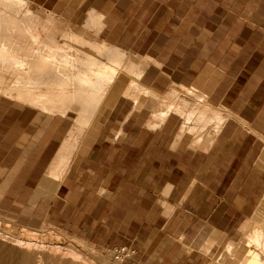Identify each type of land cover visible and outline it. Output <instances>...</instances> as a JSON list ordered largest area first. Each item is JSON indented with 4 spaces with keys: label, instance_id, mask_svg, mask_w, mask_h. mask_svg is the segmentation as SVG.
Instances as JSON below:
<instances>
[{
    "label": "crops",
    "instance_id": "obj_1",
    "mask_svg": "<svg viewBox=\"0 0 264 264\" xmlns=\"http://www.w3.org/2000/svg\"><path fill=\"white\" fill-rule=\"evenodd\" d=\"M126 1L90 5L89 11L103 14L100 39L149 55L154 64L144 73L147 86L159 92L163 106L176 101L182 108L151 128L153 109H133L124 100L100 123L76 170L84 162V172L98 181L92 194L114 208L113 217L109 210L92 219L119 222L102 242L135 248L138 264H207L212 254L243 238L264 195V0ZM160 11L166 14L162 20ZM179 85L196 88L206 101L186 95ZM155 101L154 108L160 107ZM8 105L0 103L1 120L10 118ZM193 108L204 110V120L194 115L192 123H184ZM218 115L223 125L216 123ZM5 125L0 131L10 135ZM184 125L190 128L181 131ZM25 130L6 141L18 152L0 165L33 174L35 190L42 166L37 148L47 146L46 133L40 147L37 129ZM139 175H144L140 187ZM138 190L156 211L142 213L146 205L138 202Z\"/></svg>",
    "mask_w": 264,
    "mask_h": 264
},
{
    "label": "bare ground",
    "instance_id": "obj_2",
    "mask_svg": "<svg viewBox=\"0 0 264 264\" xmlns=\"http://www.w3.org/2000/svg\"><path fill=\"white\" fill-rule=\"evenodd\" d=\"M58 14L42 12L41 17L32 8L30 0H0V103L9 104L16 110L32 109L36 112L34 119L71 120L68 132L38 186L39 194L50 196L58 193L66 174L75 165L73 162L87 153L101 127V117L104 111L107 112L105 107L112 106L122 97L131 100L130 104L134 103L133 109L147 105L153 109L149 121L151 128L161 124L169 112H178L182 108L176 101L163 106L158 101L159 92L156 94V90L147 86L144 73L153 62L149 55H132L133 58L130 51L100 39L102 13L89 11L85 24L79 26L67 20L68 16L65 20ZM179 87L186 95H196L198 102L205 100V94L195 93L196 88ZM154 95L159 98L156 101L160 107L154 108L155 100L151 98L155 99ZM187 113L184 123L190 124L195 120L194 115L199 121L205 112L193 108ZM224 120L218 115L216 123L220 125ZM184 127L181 131L190 128ZM259 214L254 213L253 220L250 219L243 238L226 247L228 254L231 251L235 256L237 250L246 252L241 258L242 264H264V216ZM46 226L43 224L39 233L26 225L15 226L13 221L0 216V264H116L103 254L96 253L98 260H92L88 254L93 252V246L87 240L78 236L65 237L62 229L47 231Z\"/></svg>",
    "mask_w": 264,
    "mask_h": 264
},
{
    "label": "rangeland",
    "instance_id": "obj_3",
    "mask_svg": "<svg viewBox=\"0 0 264 264\" xmlns=\"http://www.w3.org/2000/svg\"><path fill=\"white\" fill-rule=\"evenodd\" d=\"M108 1L109 0H106V3ZM30 2L32 4V8L37 10V13H40L41 17L42 12L44 14H58L59 12L58 15L61 16L62 19H65L68 16L67 20H71V23L76 26H79L80 23L83 25L85 24L84 21H86L88 15L86 13H88V9L90 8L91 4L96 6L104 4V0H30ZM122 2L125 5H128V1L122 0ZM79 3L83 4L80 5ZM62 15L65 17L63 18ZM165 15L166 14L164 11H160V20H162ZM130 54L131 56L134 55V57L139 55H135V53ZM154 70L156 69H153V71ZM156 76L157 73L155 71L154 77ZM159 80L161 79L159 78ZM135 91H137V89ZM117 101V103H114L115 105L113 104L112 106H109L110 108L105 107L107 112L104 111L102 117L106 118L108 115H111L114 111V108L118 106L120 102L124 103V98H119ZM9 113V119H0V124L4 123L6 124L5 126L11 127L10 135L0 131V143L2 144V148H0V164L2 162L8 163V154L11 157H16L18 151L16 149L10 151L9 145H7L6 141H11L12 137L17 138L22 130L26 129L25 131L32 133L34 128H36L37 143L40 144L41 147V142L39 143V141L44 140L46 137V140L44 141H47V144L45 145H47L48 148L46 150L44 149L47 146L43 149L42 147L40 149L37 148V160L42 161V166L39 169L37 168V189L35 190L31 187V179L34 177L33 174L29 172L18 173L17 168L12 169L13 172H7V170L9 171L8 167H2L0 165V216L13 221L15 226L26 225L27 227L37 229L39 233L42 231L43 224L47 225L44 229L50 232L62 229L65 233V237L78 236L87 240L89 244L93 246V252L88 254L92 260H98V256H96L97 253L106 255L109 261L113 262L112 253L114 247L113 244H110L112 239L108 240L107 243H104L101 240L105 239L104 237L110 235V233H112L113 230L119 226V222L109 221L105 223L104 221L98 222L92 220L101 217L105 213H108L109 210L111 211V217H113L114 208L103 204L100 199L92 194V184L94 183V185H97L98 181L95 178L90 177L88 173L84 172V168L86 166L84 162H82V166L76 170L78 167L77 165L84 154L73 162L75 165L71 166L69 170L70 172L68 171L65 176V178L68 176V179L65 180L64 178L62 186H60L58 193H56L55 196L53 195V198L52 196L48 195V193H38L39 182L46 173L45 170H47V167L50 163L49 160H51L50 158L56 154L63 137L68 132L67 124L64 121L62 122L60 118L52 119L47 124L44 123L42 117L39 119H34L36 112L32 109L29 110V108L24 110H16L10 105ZM102 117L101 122L104 121V118L102 119ZM70 121L71 120H68V123H71ZM54 129H56L55 132H53ZM51 135L54 136L55 140L53 137H50ZM50 139H52V143H49ZM3 143L6 146H3ZM74 146H76V144ZM138 155L139 157L143 156L141 153ZM38 156L42 158H39ZM48 156L49 159L47 160ZM93 166L97 167V163H94ZM139 169L142 168L139 167ZM142 185H144V175H139L138 186L140 187ZM67 186L73 190V193H70V195H67ZM36 190L37 196L35 197ZM137 193L138 202L143 201L146 205L144 211L142 212L143 214L146 211L150 212L151 209L155 211L157 210V208L150 206L149 200L143 199L141 197V192L139 190ZM40 196H48L51 199H45V197ZM259 204L253 213H260L259 216L261 217V214L264 216V195L262 196ZM236 246L237 248H240V245ZM245 253V251L241 252L240 250H237L236 256L233 255L231 251L228 254L227 248L224 247V249L217 256L215 254H209L211 255L209 262L215 264H240ZM46 264L49 263L47 262ZM58 264H62V262H59Z\"/></svg>",
    "mask_w": 264,
    "mask_h": 264
},
{
    "label": "built area",
    "instance_id": "obj_4",
    "mask_svg": "<svg viewBox=\"0 0 264 264\" xmlns=\"http://www.w3.org/2000/svg\"><path fill=\"white\" fill-rule=\"evenodd\" d=\"M112 257L116 264H138L136 250L130 246L122 245L114 247Z\"/></svg>",
    "mask_w": 264,
    "mask_h": 264
}]
</instances>
